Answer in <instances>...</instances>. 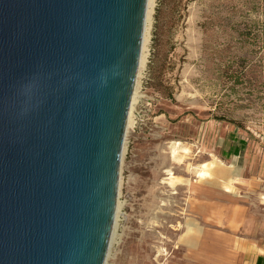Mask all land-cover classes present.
I'll list each match as a JSON object with an SVG mask.
<instances>
[{"label": "rangeland", "instance_id": "obj_1", "mask_svg": "<svg viewBox=\"0 0 264 264\" xmlns=\"http://www.w3.org/2000/svg\"><path fill=\"white\" fill-rule=\"evenodd\" d=\"M154 3L104 264H211L264 238V0Z\"/></svg>", "mask_w": 264, "mask_h": 264}, {"label": "water", "instance_id": "obj_2", "mask_svg": "<svg viewBox=\"0 0 264 264\" xmlns=\"http://www.w3.org/2000/svg\"><path fill=\"white\" fill-rule=\"evenodd\" d=\"M147 0H0V264H104Z\"/></svg>", "mask_w": 264, "mask_h": 264}, {"label": "crops", "instance_id": "obj_3", "mask_svg": "<svg viewBox=\"0 0 264 264\" xmlns=\"http://www.w3.org/2000/svg\"><path fill=\"white\" fill-rule=\"evenodd\" d=\"M251 181H246V184L258 187L256 182ZM257 230L255 225L246 236H227V242L225 239L212 242L213 251L209 248V254H213L216 261L211 264H264V238L258 237Z\"/></svg>", "mask_w": 264, "mask_h": 264}, {"label": "bare ground", "instance_id": "obj_4", "mask_svg": "<svg viewBox=\"0 0 264 264\" xmlns=\"http://www.w3.org/2000/svg\"><path fill=\"white\" fill-rule=\"evenodd\" d=\"M154 2H155V0H147L146 1V10H145L144 30H143V35H142V42L148 40V31H149L150 19H151V16L153 14L154 7H155ZM143 62H144V60L140 59L139 67L143 64ZM129 115H130V109L128 112V118H129ZM202 176H203V174H202Z\"/></svg>", "mask_w": 264, "mask_h": 264}, {"label": "trees", "instance_id": "obj_5", "mask_svg": "<svg viewBox=\"0 0 264 264\" xmlns=\"http://www.w3.org/2000/svg\"><path fill=\"white\" fill-rule=\"evenodd\" d=\"M218 121H224V122H227L228 124H230V125H233V126H235V127H238V128H241V126H240V124L239 123H235L234 121H227L226 119H224V118H218L217 119Z\"/></svg>", "mask_w": 264, "mask_h": 264}]
</instances>
